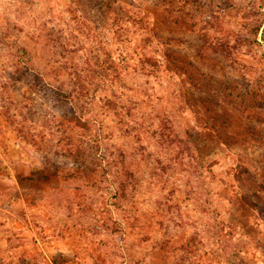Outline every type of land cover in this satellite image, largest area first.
I'll return each instance as SVG.
<instances>
[{"label":"rangeland","instance_id":"rangeland-1","mask_svg":"<svg viewBox=\"0 0 264 264\" xmlns=\"http://www.w3.org/2000/svg\"><path fill=\"white\" fill-rule=\"evenodd\" d=\"M107 1H115L117 8L147 9L167 41L156 46L160 53L190 60L201 72L210 71L198 55L205 34L254 42L234 61L210 56L232 80L234 102L221 101L215 127L208 116L213 104H199L198 96L188 101L185 113L180 111L186 116L179 149L152 140L145 150L149 141L140 137L138 123L158 125L150 105L180 88L162 89L132 67L124 72L131 89L122 100L127 107L107 108L113 115L106 118V133H111L116 156L121 146L141 151L128 160L140 171L141 184L119 201L99 166V153L86 144L70 154L69 146L61 144L65 129L70 133L71 125H85L70 117L57 82L58 77L68 82L85 68L88 34L76 30L78 24L99 29L97 37L110 44L106 51L118 58V42L100 29ZM169 1L194 9L196 26L171 23L165 30L161 19L168 13L162 10ZM179 1L0 0V264H264V83L251 86L255 77H264V0ZM259 25L254 35L251 28ZM17 48L29 50L33 60L28 62ZM171 63L172 71L180 73ZM181 84L189 88L186 80ZM185 119H204L212 128L219 139L212 150L202 143L190 145L189 137L196 135L183 131ZM173 120L178 126L180 117ZM123 124L130 136L121 130ZM158 158L170 166L162 177L148 166Z\"/></svg>","mask_w":264,"mask_h":264},{"label":"trees","instance_id":"trees-1","mask_svg":"<svg viewBox=\"0 0 264 264\" xmlns=\"http://www.w3.org/2000/svg\"><path fill=\"white\" fill-rule=\"evenodd\" d=\"M175 5L176 2L169 1L168 7H164L162 10L163 15L168 13V17L161 19L165 30L172 24L178 28H182L185 23H191L193 27L196 26L193 22L195 10L190 9L188 5L183 4L181 1L177 5L178 7ZM103 7L107 12L105 25L100 27V29L106 30L105 34L106 32L112 34L119 47H121V52L117 58L113 57L112 52H110L111 49L106 51L107 48H110V44L104 45V40L97 37L99 29L95 31L94 27L85 22L78 24L76 27V30L81 34H88L83 40L87 54L84 61L85 68L76 71L70 81L63 82L58 77L59 81L57 80V82L61 84L58 88V93L61 98L66 100L71 110L70 117L74 120L82 121L85 128L80 129L71 125L70 133L68 129L62 132L61 144L66 143L65 145L69 146L70 154H74L76 149L78 151L83 150L86 144L90 148L89 151L93 150L96 154L99 153L100 158L97 159L100 163L99 166L105 168L106 180L114 186V197L119 201L128 199L131 194H134L132 192L135 191L134 188L141 184L140 171L132 168L128 161L138 158L141 151L135 146H121L123 148L118 150L119 154L116 156L111 149V133H106V118L113 115L108 110L121 111V109L127 107L123 105L122 100L129 97L131 89L127 88L124 82V72L132 67L135 69V73L138 72L145 77L156 79L157 85L161 86L162 89L164 85L168 89L173 87L180 88L179 90L181 91L178 92L177 90L175 95L157 96L154 103L150 105L152 113H155L156 118L159 120L158 125L155 121L148 125L146 123L144 125L138 123L141 126L138 130L142 133L140 137L144 136L143 138L149 141V146L144 147L145 150H150L151 146L156 143H161L162 145L170 143L179 149V144H184V140L180 139V136L182 134L183 115L186 116L185 114L180 115V111L185 113L184 110L188 107L189 102L191 103L198 96L196 101L199 104H213L208 116L211 117L212 114L211 119L214 120L215 127L220 123L216 109L221 106V101L234 102L233 94L235 91L232 88V80L226 75V70L219 71L216 67L218 60H209L210 56L219 54L226 60L232 59L234 61L237 58L236 53L242 52L244 46L253 45L254 42L246 39L240 40L239 38L235 41L230 39L220 41L215 36H211L210 33L205 34L202 37L198 55L201 58L200 60L209 64L210 71L201 72V69L199 68V70L190 60L175 59V56L171 57L160 53L156 46H164L167 41L161 35L162 27L159 25L160 23L158 25L153 23L151 14L147 9L125 7L123 5L117 8L115 1H107ZM171 19H173V22ZM251 29L254 35H259L261 25ZM17 51L28 57V62L33 60L29 50L17 48ZM208 52L211 53L207 54ZM171 62L175 63L174 65L180 73L172 71ZM182 77L184 79L177 83ZM185 80L188 84V89H182L184 85L181 83L185 82ZM252 81L251 86L257 85L256 87L252 86V88H258L264 83V77H255ZM137 87L141 88L142 86L137 85ZM187 91H190V94H187ZM136 94L137 96H142L140 91ZM242 97L245 96L242 95ZM235 98H238V95H235ZM130 102L135 103L137 107L139 106L138 102ZM178 103L181 105H178L179 108L176 107ZM190 111L191 109H189ZM177 117H180L178 126L173 122V119ZM201 117L203 116L201 115ZM122 123L123 121L120 124ZM184 124L188 127L186 129V125H184L185 129L183 131L185 133L186 131L187 133L191 132L193 137L196 135V138L189 137L190 139L188 140L190 145L194 144V147L196 143H202L203 145L206 144L204 146H208L206 148L212 150L213 143L219 141L218 137L213 135L212 128L204 122V119L201 123L200 121L190 123V121L185 119ZM179 128L180 130H178ZM121 130L125 131V135H131L127 125H121ZM156 137L159 139H156ZM152 140L157 141L152 144ZM183 151L180 150L179 153ZM198 156L202 157L203 154L198 153ZM97 157L95 155V158ZM153 161L152 164L148 163V166L155 171L154 173L157 176L162 177L161 172L165 173L167 171L166 168L169 169L170 166H165L167 161L164 159L158 158L157 161L155 159ZM163 163L165 169L162 167ZM105 228L110 230V227Z\"/></svg>","mask_w":264,"mask_h":264}]
</instances>
